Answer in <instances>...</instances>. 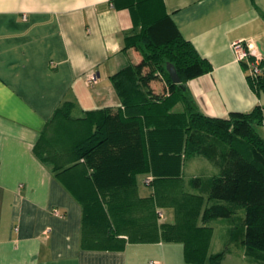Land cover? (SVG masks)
Masks as SVG:
<instances>
[{"label": "crops", "instance_id": "crops-1", "mask_svg": "<svg viewBox=\"0 0 264 264\" xmlns=\"http://www.w3.org/2000/svg\"><path fill=\"white\" fill-rule=\"evenodd\" d=\"M164 16L212 65L186 82L199 111L227 116L264 105L232 47L245 39L264 55V0H0V264H200L190 253L197 247L190 230L182 226L180 238L164 235L163 223L171 225L175 212L158 210L155 185L145 181L151 172L135 173L130 187L95 191L82 164L59 175L35 153L47 119L63 105L69 116L85 118L87 131L101 123L106 107L123 113L119 91L133 97L141 88L129 67L141 55L128 45ZM92 72L97 80L87 85ZM190 158L182 182L194 191L190 178L214 169L185 176ZM146 197L151 209L143 208ZM209 224L208 255L214 225L222 229L215 253L230 245L216 264H264V254L248 252L229 217Z\"/></svg>", "mask_w": 264, "mask_h": 264}, {"label": "trees", "instance_id": "trees-1", "mask_svg": "<svg viewBox=\"0 0 264 264\" xmlns=\"http://www.w3.org/2000/svg\"><path fill=\"white\" fill-rule=\"evenodd\" d=\"M132 37L128 46H134L141 57L129 67L133 82L141 88L132 92L133 97L119 91L123 113L106 107L101 123L87 131L85 118L69 116V106L63 105L47 119L35 153L59 175L82 164L90 173L82 171L81 175L95 191L130 187L135 173L151 172L149 183L155 185L156 204H175V221L163 223L164 235L180 238L182 226L190 230V240L197 243L190 253L197 260L207 253L209 221L215 217H229L243 231L241 241L250 254H264L263 103L247 111H230L227 116L202 113L186 82L210 71L212 65L170 17L153 19ZM167 61L176 67L180 82L171 80ZM261 66L260 73L247 78L264 98V58ZM177 102L182 109H175ZM198 151L214 157L218 169L207 178L191 177L190 186L198 190L188 191L182 182V166L185 157ZM142 204L151 209L153 201L146 197ZM225 251L210 255V263L216 264Z\"/></svg>", "mask_w": 264, "mask_h": 264}, {"label": "rangeland", "instance_id": "rangeland-1", "mask_svg": "<svg viewBox=\"0 0 264 264\" xmlns=\"http://www.w3.org/2000/svg\"><path fill=\"white\" fill-rule=\"evenodd\" d=\"M263 124V127H264V122L262 123ZM262 127V130L264 132V128ZM214 157H209L207 156L206 153H204L203 151H198L197 153L193 154L192 155V158H190V160L187 162L186 164V167H185V171H184V174L185 176H189L190 174H193V172H202V174H205L207 172H209L210 168H213L214 169V172L217 171L218 169V165H217V161L213 159ZM142 176L144 175V173L141 174ZM203 178H207L206 175H203L201 176ZM206 180L202 179V182H205ZM142 183L144 184L143 182V179H142ZM147 189H150V185L149 184H144ZM157 206H158V210H161L163 212V214H165V212H168L171 211V209H175V204L173 203H164V202H160V203H157ZM159 216L161 214H158ZM212 221V225L214 222V219L211 220ZM216 228L214 229V237H213V242H212V245H211V248H210V251H212L213 253H211L210 255L214 254L215 253V250H217L216 248H219V241H220V233H221V227L219 225H214ZM227 244V245H226ZM225 245H223V249H225V247L228 249L229 248V243L227 242ZM209 246V245H208ZM220 248V249H221ZM229 250V249H228ZM209 254V251L208 253H205V255L200 259V260H196V262L198 263H203L205 264V262L208 263V261L206 260H209L210 262V255ZM209 257V259H208Z\"/></svg>", "mask_w": 264, "mask_h": 264}, {"label": "built area", "instance_id": "built-area-1", "mask_svg": "<svg viewBox=\"0 0 264 264\" xmlns=\"http://www.w3.org/2000/svg\"><path fill=\"white\" fill-rule=\"evenodd\" d=\"M233 50L235 51L236 59L241 63L243 61L250 69V74H258L262 71L261 59L264 55L259 51L255 44L247 42L245 39H238L232 43ZM97 80L96 73L92 72L85 78L87 85H92ZM150 177L145 179L146 182L150 181ZM55 212H57L55 210ZM159 214L161 212L159 211ZM150 261V264H153Z\"/></svg>", "mask_w": 264, "mask_h": 264}, {"label": "water", "instance_id": "water-1", "mask_svg": "<svg viewBox=\"0 0 264 264\" xmlns=\"http://www.w3.org/2000/svg\"><path fill=\"white\" fill-rule=\"evenodd\" d=\"M258 46L260 47V44L258 43ZM166 69L170 75V78L173 82H180V77L178 75L177 69L174 66V64L170 61L166 62Z\"/></svg>", "mask_w": 264, "mask_h": 264}]
</instances>
